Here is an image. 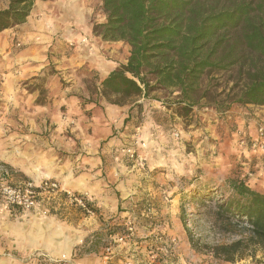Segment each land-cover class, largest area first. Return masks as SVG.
Segmentation results:
<instances>
[{
	"label": "rangeland",
	"instance_id": "1",
	"mask_svg": "<svg viewBox=\"0 0 264 264\" xmlns=\"http://www.w3.org/2000/svg\"><path fill=\"white\" fill-rule=\"evenodd\" d=\"M7 5L8 0H0V10ZM104 20L100 0H48L35 5L25 24L0 33V185L36 186L39 180L28 169L45 170L57 134L78 147L91 145V119L102 113V106L91 102L106 71L129 56L124 43L104 42L93 34V26ZM29 62L42 66L31 69ZM101 62L106 71H100ZM230 77L206 76L212 99L200 100L188 112L175 90L156 91L139 108L129 109L124 125L114 130L128 139L121 147L123 174L136 182V192L151 185L155 197L140 202L138 214L126 216L122 224L121 219L112 222L119 226L93 228L84 221L90 209L69 207L59 216L42 199L32 209L13 208L0 194V264H264L260 254L256 261L226 263L204 248L235 238L218 231L222 225L214 217L215 205L229 197L228 179L254 177L264 189V162H248L233 147L219 155L212 134V129L227 131L224 138L229 139L238 129L233 122L244 118L264 125V107L221 106ZM31 109H51L56 124ZM127 149L143 159L142 168ZM207 194L211 201L201 202ZM157 206L168 213H144ZM92 248L97 252H89Z\"/></svg>",
	"mask_w": 264,
	"mask_h": 264
},
{
	"label": "trees",
	"instance_id": "2",
	"mask_svg": "<svg viewBox=\"0 0 264 264\" xmlns=\"http://www.w3.org/2000/svg\"><path fill=\"white\" fill-rule=\"evenodd\" d=\"M36 1L48 0H8L0 10V33L24 24ZM100 2L105 20L93 26V34L129 47L126 63L100 82V95L108 103L122 106L156 91L175 90L188 112L212 97L206 76L229 73L231 86L221 106L264 107V0ZM226 189L229 197L215 205L214 217L222 225L218 231L235 238L206 245L205 252L226 263L256 261L260 254L263 262L264 194L245 179H228ZM200 200L210 202L211 197L201 195ZM188 238L193 244L190 233Z\"/></svg>",
	"mask_w": 264,
	"mask_h": 264
},
{
	"label": "crops",
	"instance_id": "3",
	"mask_svg": "<svg viewBox=\"0 0 264 264\" xmlns=\"http://www.w3.org/2000/svg\"><path fill=\"white\" fill-rule=\"evenodd\" d=\"M38 2L41 1H36L34 7ZM40 47H42V45H40ZM46 57L45 55L42 58L46 59ZM29 64L31 65V69L42 66L41 63L35 65L29 62ZM100 65H102L99 68L100 71H106V66L103 65V62H101ZM110 72L111 69L106 71L103 79L106 78ZM144 100L146 99L139 98L134 103L130 102V105H113L101 97L100 87H98L95 93V99L91 103H93V105H101L102 113L100 114L101 117H93L91 119L92 123L90 125L93 128V135L90 137L92 140L88 141L91 145H85L86 142L83 146L81 145L78 147L72 139H70V141L63 140L60 134L55 136L57 139L52 145L53 153L47 152L46 154L47 157L45 159L47 163H44L46 164L44 165L45 170L41 171L40 168L37 167L28 169V174L34 179L39 180L36 187H40L44 181L56 182L59 185L61 189L60 192H45L41 195L42 200L45 201L51 212L58 211V215L61 216L62 211L69 207H74L75 211L79 210L82 212L80 207L72 199V197H80L87 204L88 209L93 211L88 214L90 216H85L84 221L91 224L93 228H104L106 225L115 226L112 222L119 219H121L122 224L123 218L126 216L134 215V213L138 214L139 207L141 206L140 202L151 201L155 197L151 185H147L142 189V193L140 191L136 192L138 189L136 182L134 185L132 179L128 181L127 178L124 177L123 172H125L127 168L121 160V158L125 156L121 147L123 143L128 142V139H126L127 135L114 134L116 127L124 125L125 120L128 118L127 112L132 105L135 103L140 104ZM31 104L30 107L32 108ZM31 111L39 112L38 117L42 118L44 122L47 119L53 123L57 121L51 109H31ZM233 123L238 126V129H236V132L232 134L229 139L224 138L227 131L223 132V134L220 130L212 129V134L215 136V140H217L216 145H218L219 155L223 152L221 149L228 150L229 147H233L232 151L234 154L240 156L242 153V156L244 159L248 160V162L257 163L258 165L261 161L264 162V150H247L238 143L242 136L247 140L255 137L257 125L254 120L252 118H244ZM57 127L61 128L60 125ZM60 153H64L65 156L60 158ZM38 170L40 174L37 173ZM183 172H185V170H183ZM249 176L252 175L250 174ZM254 176L256 178L257 175ZM257 177H259V175ZM246 183L256 192L264 194V189L257 187V185H260L261 181H257L252 177L246 180ZM67 192H69L72 197L67 195ZM159 201L161 202V199H159ZM162 202H166L165 197ZM12 207L17 208L15 206ZM157 209L156 211L155 209H147L144 213L146 212L147 215L158 214L159 216H165L168 213L167 209L162 208V206H157ZM117 226L119 225L115 227ZM145 230L149 232L148 229ZM94 249L95 248H92L89 252H97L96 249ZM68 251L66 253H68Z\"/></svg>",
	"mask_w": 264,
	"mask_h": 264
},
{
	"label": "built area",
	"instance_id": "4",
	"mask_svg": "<svg viewBox=\"0 0 264 264\" xmlns=\"http://www.w3.org/2000/svg\"><path fill=\"white\" fill-rule=\"evenodd\" d=\"M175 138L179 137L177 131H173ZM239 144L247 150H264V125H259L256 128V135L250 140H246L244 136L239 139ZM126 154L135 162L137 166L143 167V159L135 153L134 150L127 149ZM60 187L56 182L44 181L40 187L34 186L31 182H24L15 186L0 185V194L7 204L21 208L32 209L35 208L38 201H40L42 193L45 192H60ZM70 196V193L67 192ZM72 197V196H70ZM74 202L82 209L87 210V204L80 197H72ZM128 229H132L129 227ZM121 241V238L118 237ZM108 251V249H106Z\"/></svg>",
	"mask_w": 264,
	"mask_h": 264
},
{
	"label": "bare ground",
	"instance_id": "5",
	"mask_svg": "<svg viewBox=\"0 0 264 264\" xmlns=\"http://www.w3.org/2000/svg\"><path fill=\"white\" fill-rule=\"evenodd\" d=\"M60 8H61V7H60ZM33 171H34V170H33ZM37 173L40 174V171L38 170ZM38 174H37V175H38ZM37 177H38V176H37Z\"/></svg>",
	"mask_w": 264,
	"mask_h": 264
}]
</instances>
